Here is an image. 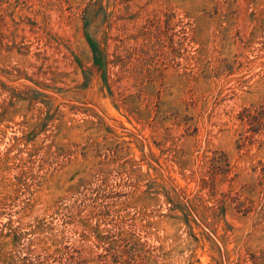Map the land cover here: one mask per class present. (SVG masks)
<instances>
[{"label": "rangeland", "instance_id": "374dc122", "mask_svg": "<svg viewBox=\"0 0 264 264\" xmlns=\"http://www.w3.org/2000/svg\"><path fill=\"white\" fill-rule=\"evenodd\" d=\"M0 264H264V0H0Z\"/></svg>", "mask_w": 264, "mask_h": 264}]
</instances>
